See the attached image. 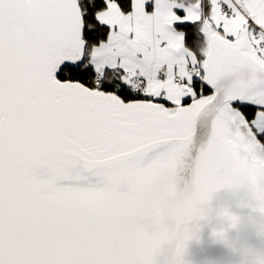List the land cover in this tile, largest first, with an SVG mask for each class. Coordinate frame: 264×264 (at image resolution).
I'll return each instance as SVG.
<instances>
[{
	"label": "snow or ice",
	"instance_id": "1",
	"mask_svg": "<svg viewBox=\"0 0 264 264\" xmlns=\"http://www.w3.org/2000/svg\"><path fill=\"white\" fill-rule=\"evenodd\" d=\"M222 188L264 212V0H0V264H184Z\"/></svg>",
	"mask_w": 264,
	"mask_h": 264
},
{
	"label": "water",
	"instance_id": "2",
	"mask_svg": "<svg viewBox=\"0 0 264 264\" xmlns=\"http://www.w3.org/2000/svg\"><path fill=\"white\" fill-rule=\"evenodd\" d=\"M251 203L250 194L246 190L222 189L214 194L210 209L213 215L227 209L234 215L249 219L254 216ZM212 232L211 225L201 222L198 238L189 243L184 253V264H239V259L228 248L219 244ZM235 238L254 249L264 250V240L260 239L252 229L238 233ZM156 264H176L175 247H165L156 257Z\"/></svg>",
	"mask_w": 264,
	"mask_h": 264
},
{
	"label": "clouds",
	"instance_id": "3",
	"mask_svg": "<svg viewBox=\"0 0 264 264\" xmlns=\"http://www.w3.org/2000/svg\"><path fill=\"white\" fill-rule=\"evenodd\" d=\"M210 203L211 201L207 205L206 220L204 222L213 227L212 235L214 232L220 234V239L214 237L216 241L228 248L239 259V264H264V250L254 249L247 243L238 241L235 238L238 233L246 229H252L260 239L264 240V212L259 211L260 206L252 202L250 206L254 216L245 219L234 215L227 209L220 210L213 215ZM231 217H236V220L233 221Z\"/></svg>",
	"mask_w": 264,
	"mask_h": 264
}]
</instances>
